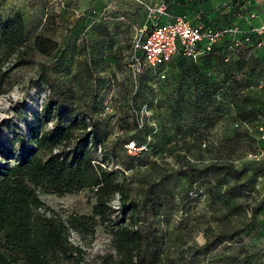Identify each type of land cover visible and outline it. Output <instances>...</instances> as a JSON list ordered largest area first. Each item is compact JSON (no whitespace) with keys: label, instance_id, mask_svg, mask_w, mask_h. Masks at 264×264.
Masks as SVG:
<instances>
[{"label":"rangeland","instance_id":"374dc122","mask_svg":"<svg viewBox=\"0 0 264 264\" xmlns=\"http://www.w3.org/2000/svg\"><path fill=\"white\" fill-rule=\"evenodd\" d=\"M157 1L176 2L0 0V20L17 13L25 31L23 63L1 88L0 159L29 146V127L37 133L52 129L55 121L52 115L43 120L41 107L55 99L57 89L69 90L74 110L99 129L101 149L93 155H103L107 168L126 177L129 196L139 204L138 228L164 240L151 264H264V160L249 157L264 145V101L257 89L264 86V51L244 49L249 66L240 73L226 72L214 59L201 68L205 78L197 85L178 64L166 69L164 82L153 83L151 74L134 80L126 72L130 46L147 22L146 6ZM226 4L185 0L188 9L179 12L194 19L205 7L220 27L258 26L224 10ZM260 10L262 22L264 3ZM36 36L55 42L50 56L32 48ZM214 83H220L219 96ZM131 140L145 151L139 161L125 148ZM207 168L199 175L190 171ZM39 199L62 218L88 215L92 202L84 191ZM111 204L117 208V196ZM110 241L109 225L85 236L68 232L79 253L63 264H106Z\"/></svg>","mask_w":264,"mask_h":264},{"label":"trees","instance_id":"16d2710c","mask_svg":"<svg viewBox=\"0 0 264 264\" xmlns=\"http://www.w3.org/2000/svg\"><path fill=\"white\" fill-rule=\"evenodd\" d=\"M196 1L204 5L210 0ZM173 5L177 7L175 13L190 19L179 12V9H188L185 0H176ZM241 5L240 0H228L224 10L230 9L243 17L245 11ZM203 9L198 11L195 18L198 17L205 27L219 31L236 28V32H225L222 39L196 62L182 56L172 59L167 68L180 65L182 71H187L188 81L195 85L205 78V71L201 68L211 64L214 59L226 72L240 73L249 66V60L242 56L244 49L264 51V48L256 47L260 36L251 31L252 24L247 28H238L236 23H230L223 28L214 22V12H207L205 7ZM195 18L190 20L194 23ZM146 24L149 25L148 22ZM24 41L25 31L19 14L14 13L10 18L0 20V94L3 82L11 71L23 63L20 50ZM236 42L240 46H236ZM55 47L54 41L39 36L34 37L32 42V48L42 56H50ZM137 55L142 57L140 52ZM8 60L11 62L3 67ZM127 65L128 61L126 72L131 75ZM159 72L160 68L145 69L135 80L151 74L153 83L164 82L167 73L160 80ZM212 85L214 93L221 95L220 83ZM207 97L210 98V95ZM72 100L69 90L57 89L55 99H47L40 114L43 120L52 115L55 121L52 129L37 133V130L29 127V146L15 157L0 159V264H63L73 253H79L78 248L68 242V232L79 236L90 235L102 225L110 226L112 251L104 257L106 264H151L150 259L159 255L164 240L152 230L142 231L138 228L139 204L129 196L126 177L107 168L108 160L103 155L98 159L93 155L94 149H101L99 129L86 114L74 110ZM207 105L208 102L205 105L203 102L201 111L205 112L207 108L203 106ZM75 131L78 134L74 135ZM38 152H42V156ZM138 152L130 154L133 156L130 158L139 161V155L145 151ZM190 171L199 175L209 171V168ZM83 191L92 200L88 215L62 218L39 199V195L62 196ZM115 196L118 203L116 209L111 204ZM113 213L118 215L116 220L112 219ZM215 241L221 243L218 238Z\"/></svg>","mask_w":264,"mask_h":264},{"label":"built area","instance_id":"2783aa9c","mask_svg":"<svg viewBox=\"0 0 264 264\" xmlns=\"http://www.w3.org/2000/svg\"><path fill=\"white\" fill-rule=\"evenodd\" d=\"M244 16L256 20L263 12L260 10L264 0H240ZM147 22L140 29L137 38L132 42L131 53L128 60V69L132 78L141 74L145 69L156 70L160 68L159 79L163 80L165 71L175 56H182L192 62H196L200 56L210 51L217 44L225 32H236V28L219 31L205 27L195 18V22L186 16H172L168 14V5L159 1L146 6ZM252 32L260 36L256 43L257 48H264V19L258 26H253ZM245 41H249L246 39ZM240 46L239 42L235 43ZM142 53L139 57L137 53ZM257 89L262 92L264 101V86L259 84ZM264 120L261 119V122ZM262 131V126L259 127ZM264 139V138H262ZM264 142V141H263ZM129 154H135L140 148L133 141L126 145ZM256 161L264 160V145L257 154H249Z\"/></svg>","mask_w":264,"mask_h":264},{"label":"crops","instance_id":"0c3cea01","mask_svg":"<svg viewBox=\"0 0 264 264\" xmlns=\"http://www.w3.org/2000/svg\"><path fill=\"white\" fill-rule=\"evenodd\" d=\"M157 2H159V1H157ZM175 9H177V7L175 5L169 6V8H168V14H169L170 17L179 15V14H177V12L176 13L174 12ZM256 20L258 21V23H256V24L259 25L261 23V21H259L258 18Z\"/></svg>","mask_w":264,"mask_h":264}]
</instances>
